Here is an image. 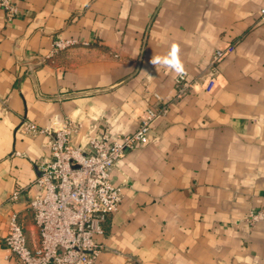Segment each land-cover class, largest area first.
I'll use <instances>...</instances> for the list:
<instances>
[{
    "label": "crops",
    "instance_id": "obj_1",
    "mask_svg": "<svg viewBox=\"0 0 264 264\" xmlns=\"http://www.w3.org/2000/svg\"><path fill=\"white\" fill-rule=\"evenodd\" d=\"M15 3L10 21L0 8V264H20L4 243L12 214L37 243L29 201L35 162L50 153L48 136L20 124L69 120L85 149L133 132L153 105L164 113L149 142L111 171L122 199L95 264H264V0ZM54 39L89 45L51 54ZM173 46L193 83L182 97L180 70L153 63Z\"/></svg>",
    "mask_w": 264,
    "mask_h": 264
},
{
    "label": "built area",
    "instance_id": "obj_2",
    "mask_svg": "<svg viewBox=\"0 0 264 264\" xmlns=\"http://www.w3.org/2000/svg\"><path fill=\"white\" fill-rule=\"evenodd\" d=\"M15 1L0 0L7 21L18 13ZM260 19L264 20V8L260 9ZM77 45L89 43L54 39L51 54ZM224 54L222 50L212 54L208 77L216 74ZM192 86L188 73L180 70L174 78L176 97L184 96ZM163 113L164 108L150 106L133 132L114 140L92 136L85 149L72 142L78 126L69 120H63L56 129H42L23 121L19 131L48 136L50 153L35 162L34 185L40 193L29 201L37 243L29 244L17 216L12 214L4 237L10 256L20 264H95L102 248L96 237L103 233L102 225L116 213L122 199L120 188L111 183V171L120 158L149 142L153 124ZM20 192L17 186L10 199L17 200Z\"/></svg>",
    "mask_w": 264,
    "mask_h": 264
},
{
    "label": "clouds",
    "instance_id": "obj_3",
    "mask_svg": "<svg viewBox=\"0 0 264 264\" xmlns=\"http://www.w3.org/2000/svg\"><path fill=\"white\" fill-rule=\"evenodd\" d=\"M176 52H177L176 46H173V48L171 49V53H170V56L172 57V59H165L162 57H156L153 60V63L154 64H156V63L164 64L167 67H172V68L176 69L177 71H179L180 69L178 67V62L175 59Z\"/></svg>",
    "mask_w": 264,
    "mask_h": 264
}]
</instances>
